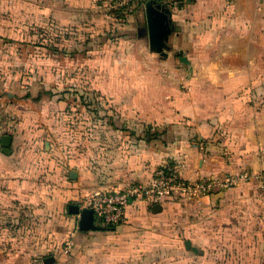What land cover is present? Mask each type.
Segmentation results:
<instances>
[{
	"label": "crops",
	"instance_id": "0c3cea01",
	"mask_svg": "<svg viewBox=\"0 0 264 264\" xmlns=\"http://www.w3.org/2000/svg\"><path fill=\"white\" fill-rule=\"evenodd\" d=\"M147 1L118 12L113 0H51V31L85 36L53 42L51 68L67 45L106 47L93 78L114 105L92 152L56 132L65 101L0 95V136H11L9 153L0 142V264H54L70 235L91 232L70 205L98 185L150 181L164 164L187 179L250 178L157 212L133 201L122 224L97 231L116 233L115 248L127 240L131 264H264V0H155L168 15L165 55L149 47ZM34 101L38 113L25 108Z\"/></svg>",
	"mask_w": 264,
	"mask_h": 264
},
{
	"label": "rangeland",
	"instance_id": "374dc122",
	"mask_svg": "<svg viewBox=\"0 0 264 264\" xmlns=\"http://www.w3.org/2000/svg\"><path fill=\"white\" fill-rule=\"evenodd\" d=\"M132 34L136 35V30ZM75 36L78 35L72 32L51 31V0H0V95L5 96L9 92L25 98L27 94L35 95L41 91L45 98L51 99L52 94V98L60 99L61 109L64 106L62 100L65 101V113L61 110L63 114L55 119L58 121L56 132L63 133L66 138L63 140L70 142L72 147H85L87 144L88 149L94 152L97 134L103 131L101 122L111 115L107 114V109L114 105L110 97L101 95L96 89L97 79L93 78L95 69L103 66L95 64L93 58L106 47L67 45L66 60L55 58L56 69L51 68V55L59 54V51L51 49L55 46L53 42H70L75 40ZM79 39L84 40L85 36ZM81 51L86 54L84 57L79 55ZM87 56L88 63H85ZM39 102L34 101L25 108L38 113L42 108ZM192 217L191 214L189 219ZM148 230L150 233L151 228ZM90 231L86 238L75 239L70 251L63 253L54 264H131L127 240L116 245L120 250H113L117 249L112 236L116 233ZM183 235L191 237L189 231L188 234L184 231ZM151 242L148 246L154 247Z\"/></svg>",
	"mask_w": 264,
	"mask_h": 264
},
{
	"label": "built area",
	"instance_id": "2783aa9c",
	"mask_svg": "<svg viewBox=\"0 0 264 264\" xmlns=\"http://www.w3.org/2000/svg\"><path fill=\"white\" fill-rule=\"evenodd\" d=\"M140 0H113L111 6L118 12H125ZM250 178L242 171L225 176H208L187 179L181 176L176 166L164 164L157 167L150 181L130 182L123 186H102L92 188L85 196L81 208H90L97 225L116 227L126 219V207L133 201L143 202L150 207L163 201L197 199L211 194L215 189H225ZM73 246L72 235L63 245L67 253ZM25 264H48L42 257H33Z\"/></svg>",
	"mask_w": 264,
	"mask_h": 264
},
{
	"label": "water",
	"instance_id": "95a60500",
	"mask_svg": "<svg viewBox=\"0 0 264 264\" xmlns=\"http://www.w3.org/2000/svg\"><path fill=\"white\" fill-rule=\"evenodd\" d=\"M146 17L148 25L149 47L151 50L165 55L166 43L165 39L170 31L168 26L167 10L162 7L155 0H148L145 3ZM0 142L2 151L9 153V146L11 142V136L9 134H2L0 136ZM71 177H75V171H71ZM161 209L159 203H154L151 206L152 212H157ZM69 210L73 213H77L78 228L83 231L87 230H100V229H112L113 227L97 225L93 221V212L90 208H80L78 205H70Z\"/></svg>",
	"mask_w": 264,
	"mask_h": 264
},
{
	"label": "trees",
	"instance_id": "16d2710c",
	"mask_svg": "<svg viewBox=\"0 0 264 264\" xmlns=\"http://www.w3.org/2000/svg\"><path fill=\"white\" fill-rule=\"evenodd\" d=\"M110 227V226H109Z\"/></svg>",
	"mask_w": 264,
	"mask_h": 264
}]
</instances>
